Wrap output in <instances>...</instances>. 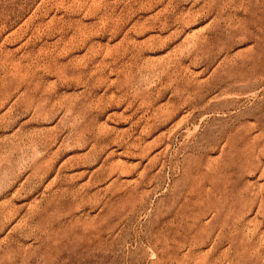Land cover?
I'll return each instance as SVG.
<instances>
[{
	"label": "rangeland",
	"instance_id": "374dc122",
	"mask_svg": "<svg viewBox=\"0 0 264 264\" xmlns=\"http://www.w3.org/2000/svg\"><path fill=\"white\" fill-rule=\"evenodd\" d=\"M0 264H264V0H0Z\"/></svg>",
	"mask_w": 264,
	"mask_h": 264
}]
</instances>
